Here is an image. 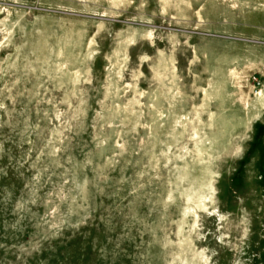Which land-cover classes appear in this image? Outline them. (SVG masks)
<instances>
[{
    "label": "rangeland",
    "instance_id": "rangeland-1",
    "mask_svg": "<svg viewBox=\"0 0 264 264\" xmlns=\"http://www.w3.org/2000/svg\"><path fill=\"white\" fill-rule=\"evenodd\" d=\"M0 264H264V0H0Z\"/></svg>",
    "mask_w": 264,
    "mask_h": 264
}]
</instances>
